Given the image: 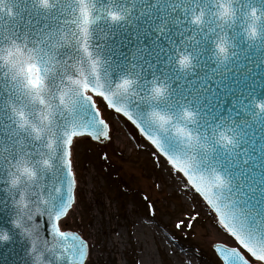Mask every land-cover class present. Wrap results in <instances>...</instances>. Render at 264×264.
<instances>
[{
    "label": "snow or ice",
    "instance_id": "1",
    "mask_svg": "<svg viewBox=\"0 0 264 264\" xmlns=\"http://www.w3.org/2000/svg\"><path fill=\"white\" fill-rule=\"evenodd\" d=\"M252 51L264 57V0H0V188L13 216L0 241L19 235L25 264H85L89 245L65 224L72 148L110 138L119 116L209 208L223 264H264V96L237 88Z\"/></svg>",
    "mask_w": 264,
    "mask_h": 264
},
{
    "label": "rangeland",
    "instance_id": "2",
    "mask_svg": "<svg viewBox=\"0 0 264 264\" xmlns=\"http://www.w3.org/2000/svg\"><path fill=\"white\" fill-rule=\"evenodd\" d=\"M109 119L106 143L77 139L72 148L76 204L65 224L88 242L86 264H127L129 254L134 264H221L211 249L219 229L209 208L161 171L130 124ZM197 211L193 228L176 227Z\"/></svg>",
    "mask_w": 264,
    "mask_h": 264
},
{
    "label": "water",
    "instance_id": "3",
    "mask_svg": "<svg viewBox=\"0 0 264 264\" xmlns=\"http://www.w3.org/2000/svg\"><path fill=\"white\" fill-rule=\"evenodd\" d=\"M257 2H259V0H257ZM102 27L104 26L102 25ZM105 31L108 33L106 40L107 45L109 47H112L113 50H115L117 42L120 41L121 38L120 34L117 33L113 35L111 32L108 31L106 27H105ZM120 50L126 51V49L124 48H121ZM248 56L252 61H254V63L247 64V67L251 69V72L247 73L246 78L243 76L237 77L238 79L241 80L240 85L237 86L238 91L241 88H247V86L253 85L255 86L257 92L261 96H264V63L261 62V60L264 59V57L260 56L255 51L249 52ZM257 64H259V67L256 66ZM204 71L205 70L203 69L198 70V74L203 75ZM90 139L91 141L97 143H105L108 141L109 138L108 139L102 138L101 140H96L95 138L90 137ZM0 200H8L9 203L8 207H5L4 204H0V219L10 221L13 218L11 201L8 198V194L6 190H4L3 188H0ZM9 226L10 225L8 223L0 224V228L5 230L9 229ZM22 244H24V242L21 240L19 235L14 236V238L11 241H7V242L0 241V264H25V261L28 260V257L26 256L25 248L22 247ZM223 246H224L223 243H216L215 245V247H223ZM211 247L214 250V244H212ZM13 248H14V252L8 251L9 249H13ZM215 253L219 257L216 251ZM87 255H88V251H87ZM219 259L222 260V258L220 257Z\"/></svg>",
    "mask_w": 264,
    "mask_h": 264
},
{
    "label": "trees",
    "instance_id": "4",
    "mask_svg": "<svg viewBox=\"0 0 264 264\" xmlns=\"http://www.w3.org/2000/svg\"><path fill=\"white\" fill-rule=\"evenodd\" d=\"M67 225V224H66ZM181 234H183V233H181ZM178 236H180V234L178 235ZM180 239H181V237H179ZM182 238H184L185 240H186V237H182ZM127 258H128V263L127 264H134L135 262V260H134V257H132L131 256V254H129L128 256H127Z\"/></svg>",
    "mask_w": 264,
    "mask_h": 264
},
{
    "label": "bare ground",
    "instance_id": "5",
    "mask_svg": "<svg viewBox=\"0 0 264 264\" xmlns=\"http://www.w3.org/2000/svg\"><path fill=\"white\" fill-rule=\"evenodd\" d=\"M216 240H217V239H216ZM218 241H222V240H218ZM229 244H230V245H233V244H234V241H231Z\"/></svg>",
    "mask_w": 264,
    "mask_h": 264
}]
</instances>
